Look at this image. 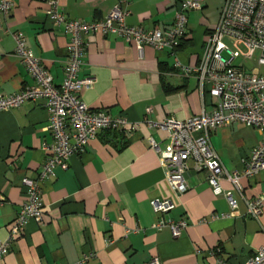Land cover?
<instances>
[{
    "label": "crops",
    "instance_id": "0c3cea01",
    "mask_svg": "<svg viewBox=\"0 0 264 264\" xmlns=\"http://www.w3.org/2000/svg\"><path fill=\"white\" fill-rule=\"evenodd\" d=\"M180 0H129L126 23L147 30L167 29ZM225 0H203L200 11L188 13L187 34L174 54L135 45L118 35L92 34L80 77L95 80L82 90L81 101L92 110L122 116L138 129L127 135L102 131L84 152L72 156L67 169L40 183L44 210L40 222L30 220L22 236L11 243L0 264H244L264 243V205L258 219L248 214L246 201L264 191V174L242 178L240 197L222 181L237 201L233 212L223 195H214L207 173H197L193 163L185 178L193 189L177 195L166 179L159 156L147 138L166 144L167 134L148 128L146 119L184 121L210 113L216 99L199 90L197 78L183 75L176 62L198 64L205 40L219 21ZM65 16L91 22L104 19L116 0H59ZM0 32V94L9 95L33 81L15 54L12 32L25 35L27 46L40 59L56 85L63 78L68 38L46 17V5L36 0H14L11 14ZM150 110L148 113L147 110ZM49 113L43 100L0 112V242L25 201L22 178L37 179L45 162L44 143ZM210 144L228 172L241 170L242 160L264 136L241 124L214 130ZM152 200H168L174 207L166 214L152 211ZM159 219L187 223L178 238L169 229L156 232ZM136 228L140 231L135 232Z\"/></svg>",
    "mask_w": 264,
    "mask_h": 264
},
{
    "label": "built area",
    "instance_id": "2783aa9c",
    "mask_svg": "<svg viewBox=\"0 0 264 264\" xmlns=\"http://www.w3.org/2000/svg\"><path fill=\"white\" fill-rule=\"evenodd\" d=\"M36 1L46 5L47 19L60 26L67 36L68 53L62 81L56 85L40 59L27 46L25 35L20 31L11 33L15 54L33 85L24 86L13 94H0V112L43 100L49 113L48 131L52 140L42 145L46 158L39 177L21 180L25 201L9 227L7 240L0 242V261L8 253L11 243L22 236L30 220L40 222L43 219L41 182L53 178L56 168L67 169L68 160L82 154L88 143L102 131L130 135L138 129L139 123H131L122 116L112 117L102 109L92 110L81 101V91L92 88L95 82L93 78L79 75L86 38L92 34L118 35L126 43L134 44L140 54L145 46L174 54L186 37L188 13L203 8V0H180L169 28L147 30L126 23L129 0H116L104 19L91 22L67 18L59 0ZM13 4L14 0H0V32L2 21L11 14ZM175 68L185 76L194 75L200 92L216 99V104L210 113H201L184 121L146 119L144 123L148 128L167 134L163 147L152 137L147 138L148 145L159 156L167 182L175 194L182 195L193 189L185 178L192 162L195 172L207 173V183L213 194L223 195L230 209L236 212L237 201L230 191L223 190L221 182L230 183L242 197L240 180L264 174V140L242 160L241 170L228 172L209 137L214 130L233 124L244 125L264 136V0H225L219 21L205 40L198 64L190 67L176 62ZM246 205L250 217L258 219L264 205V191L246 201ZM150 206L156 214H166L174 207L168 200H152ZM186 226L183 220L159 219L151 228L156 232L167 228L175 239ZM134 231L138 232L140 228ZM91 257L90 254L83 255L75 264H84ZM147 264H160V261L153 257ZM244 264H264V243Z\"/></svg>",
    "mask_w": 264,
    "mask_h": 264
}]
</instances>
